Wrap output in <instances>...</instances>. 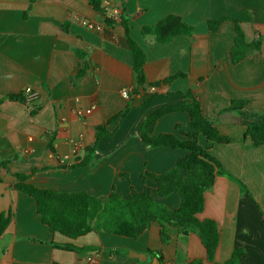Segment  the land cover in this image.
<instances>
[{"label":"crops","instance_id":"0c3cea01","mask_svg":"<svg viewBox=\"0 0 264 264\" xmlns=\"http://www.w3.org/2000/svg\"><path fill=\"white\" fill-rule=\"evenodd\" d=\"M101 7L104 14L89 0H0V213L12 216L0 237V264H133L117 250L161 258L163 264H211L196 234L184 236L168 227L170 240L163 243L157 223L137 239L101 232L76 239L53 234L41 222L35 200L14 188L13 174L20 173L32 185L87 192L103 201L113 190L123 197L132 188L154 190L156 184L149 177L144 182L142 175L169 171L187 152L146 147L139 138L141 125L159 108L179 103L177 93L188 90L204 116L232 138L229 144H214L210 153L256 201L223 176L205 193V207L197 217L218 225L215 263L225 264L235 249H243L240 264H264V143L256 147L245 137L246 127L235 112L221 113L235 99L246 100L249 112H264V0H101ZM113 7L129 18L131 37L145 51L147 83L185 76L134 95L132 57L122 25L95 31L81 24L83 19L103 23ZM172 14L194 28L192 35H178L163 45L154 35L143 34L144 27ZM225 16L239 21L247 43L261 41L260 51L238 64L231 58L234 23L223 22L215 32L208 28V20ZM27 87L37 93L31 105L10 99L23 96ZM155 92L158 96L142 105ZM168 93L172 95L165 97ZM127 105L131 111L107 126L113 134L99 141L92 162L72 168L95 144L96 127ZM190 130L189 114L180 111L161 117L154 133ZM52 134L54 153L47 140ZM198 143L205 146V137L200 135ZM155 200L171 210L180 206L177 193ZM50 242L99 250L76 253Z\"/></svg>","mask_w":264,"mask_h":264},{"label":"trees","instance_id":"16d2710c","mask_svg":"<svg viewBox=\"0 0 264 264\" xmlns=\"http://www.w3.org/2000/svg\"><path fill=\"white\" fill-rule=\"evenodd\" d=\"M89 5L100 13H105L101 7V0H89ZM104 23L113 27L120 23L124 29L125 38L128 42L132 57V69L135 75L134 95H141L147 89L158 88L161 84L171 83L185 74L179 73L166 78L163 81L147 83L144 73L146 54L143 48L132 39L129 18L119 12L118 18L106 16ZM231 21L235 25V39L231 48V58L234 64H238L247 56L259 52L261 41L247 43L239 21L225 16L217 20H208V28L211 32L217 31L221 24ZM194 28L182 21L177 15H168L154 26H146L142 32L144 35H154L156 41L163 45L169 44L178 35H192ZM86 67V65H85ZM84 67V68H85ZM84 74V69L79 76ZM181 101L177 104L159 108L150 114L142 123L139 138L148 148L169 147L181 149L187 154L181 157L175 166L162 174H143L145 182L149 177L156 188L152 190L145 186L141 192L131 189L128 196L123 197L114 190L106 200H101L87 192H64L52 187H39L27 182L28 175L13 174L17 179L14 188L32 197L37 206V212L41 222L48 227L51 233H60L68 238L76 239L90 232H101L110 235L123 236L137 239L143 235L153 223L160 226V238L163 243L170 240L168 227H176L179 234L188 236L196 234L206 250L207 260L215 263V253L219 246L220 232L216 221L212 219L200 220L197 214L205 207V193L209 191L217 176H223L237 183L241 194H250L247 186L224 168L210 150L214 144H229L232 138L223 135L216 127V121L207 119L202 111L201 103L192 90L177 93ZM168 93L165 97H170ZM158 94L155 92L151 97H145L142 105L150 103ZM25 101L23 96L12 97ZM246 100H232L231 104L222 112H235L241 123L246 127L245 137L250 138L258 147L264 143V112H249L245 109ZM131 111V106L108 119L103 125L96 127L95 144L86 148V154L78 159L72 168L89 165L93 160V154L97 149L99 141L103 137L111 136L113 132L107 126L117 120L122 121ZM187 112L190 117L191 130L175 134H155L154 129L157 121L173 112ZM34 113V112H33ZM206 139L205 146L198 143L199 136ZM48 147L54 153L53 134L47 135ZM7 165V162L2 163ZM177 193L180 197V206L171 210L164 204L158 203L155 197H166ZM11 212L0 213V237L4 234L11 222ZM37 241L36 239H31ZM55 248L84 253L95 246L78 247L69 243L50 242ZM123 250H117V253ZM128 252L126 251L125 254ZM246 253L243 249H235L232 256L225 264H240ZM162 262L163 260L159 258ZM190 264H203L201 260H194Z\"/></svg>","mask_w":264,"mask_h":264},{"label":"built area","instance_id":"2783aa9c","mask_svg":"<svg viewBox=\"0 0 264 264\" xmlns=\"http://www.w3.org/2000/svg\"><path fill=\"white\" fill-rule=\"evenodd\" d=\"M119 12H120L119 8L113 7L110 9V12L107 15H105V17L110 16V17L118 18ZM81 24L84 27L95 31H101L106 26L104 22L96 23L86 19L81 20ZM125 95L127 96L128 93H125ZM23 97L25 100L24 102L27 103L28 105H31L32 101L37 98V93L31 87H27L23 91ZM90 261H92V259Z\"/></svg>","mask_w":264,"mask_h":264},{"label":"water","instance_id":"95a60500","mask_svg":"<svg viewBox=\"0 0 264 264\" xmlns=\"http://www.w3.org/2000/svg\"><path fill=\"white\" fill-rule=\"evenodd\" d=\"M129 258L132 260V263L135 264L136 261H146L148 264H163L157 258H152L151 256L141 254L139 252L130 251L128 254Z\"/></svg>","mask_w":264,"mask_h":264},{"label":"rangeland","instance_id":"374dc122","mask_svg":"<svg viewBox=\"0 0 264 264\" xmlns=\"http://www.w3.org/2000/svg\"><path fill=\"white\" fill-rule=\"evenodd\" d=\"M251 200H253L254 202H256L255 199H254V197L251 198ZM130 251H132V250H129L127 254H125V251H123V252H121V253H124L125 255H128Z\"/></svg>","mask_w":264,"mask_h":264}]
</instances>
